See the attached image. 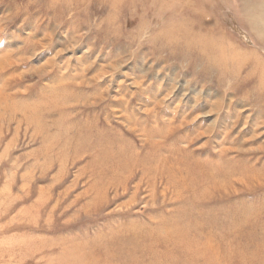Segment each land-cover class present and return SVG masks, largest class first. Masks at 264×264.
Wrapping results in <instances>:
<instances>
[{"label": "rangeland", "instance_id": "1", "mask_svg": "<svg viewBox=\"0 0 264 264\" xmlns=\"http://www.w3.org/2000/svg\"><path fill=\"white\" fill-rule=\"evenodd\" d=\"M0 264H264V0H0Z\"/></svg>", "mask_w": 264, "mask_h": 264}, {"label": "bare ground", "instance_id": "2", "mask_svg": "<svg viewBox=\"0 0 264 264\" xmlns=\"http://www.w3.org/2000/svg\"><path fill=\"white\" fill-rule=\"evenodd\" d=\"M194 40V39H193ZM120 162H122V161H120ZM123 163V162H122ZM126 163V162H125Z\"/></svg>", "mask_w": 264, "mask_h": 264}]
</instances>
